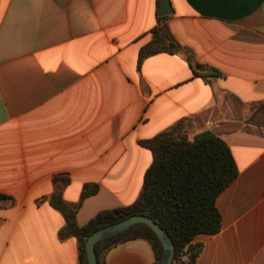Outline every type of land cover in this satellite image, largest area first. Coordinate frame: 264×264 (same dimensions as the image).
I'll use <instances>...</instances> for the list:
<instances>
[{"label": "crops", "instance_id": "0c3cea01", "mask_svg": "<svg viewBox=\"0 0 264 264\" xmlns=\"http://www.w3.org/2000/svg\"><path fill=\"white\" fill-rule=\"evenodd\" d=\"M157 1L0 0V264H79L51 194L79 204L78 226L131 204L152 160L139 141L183 118L190 137L219 136L238 169L215 200L220 230L193 239L196 264H264V133L249 128L264 117V0H170L166 24L220 72L210 83L179 54L137 67ZM86 184L98 189L81 200ZM152 262L141 239L103 257Z\"/></svg>", "mask_w": 264, "mask_h": 264}, {"label": "trees", "instance_id": "16d2710c", "mask_svg": "<svg viewBox=\"0 0 264 264\" xmlns=\"http://www.w3.org/2000/svg\"><path fill=\"white\" fill-rule=\"evenodd\" d=\"M167 18L156 14L150 39L139 49L137 67L154 54H179L186 59L195 76L210 83L220 72L199 63L192 51L178 43L166 24ZM186 126L187 119L183 118L153 137L139 141L150 151L152 160L144 174L140 193L127 206L98 212L85 225L78 226L75 214L79 204L66 202L61 188L54 190L49 202L65 220L58 236L60 239L76 237L79 264H88L85 244L93 232L134 214L150 217L169 235L174 247L172 264H196L202 244L194 243L193 239L197 234H215L220 230L221 215L215 200L237 177L238 169L228 145L219 136L204 130L190 137ZM61 181L65 183L67 179ZM97 189L95 184L84 185L81 200L95 194ZM1 198L5 195L0 194ZM135 239L147 241L153 252L152 264H160L162 245L144 223H136L98 240L94 246L97 264H103L104 254L111 247Z\"/></svg>", "mask_w": 264, "mask_h": 264}, {"label": "water", "instance_id": "95a60500", "mask_svg": "<svg viewBox=\"0 0 264 264\" xmlns=\"http://www.w3.org/2000/svg\"><path fill=\"white\" fill-rule=\"evenodd\" d=\"M172 6L170 0H158L157 14L159 16H169L172 14ZM136 223H144L149 226L162 245V257L160 264H172L174 247L171 238L161 226L153 219L146 215L134 214L120 221L104 226L93 232L86 240L85 253L88 264H97L94 246L95 243L103 238L119 233Z\"/></svg>", "mask_w": 264, "mask_h": 264}, {"label": "rangeland", "instance_id": "374dc122", "mask_svg": "<svg viewBox=\"0 0 264 264\" xmlns=\"http://www.w3.org/2000/svg\"><path fill=\"white\" fill-rule=\"evenodd\" d=\"M236 105L238 106V104L236 103ZM254 108V107H253ZM250 111V110H252V108H249V107H247V106H241V113H243L241 116H242V118H244V117H247V112L248 111ZM246 114V115H245ZM254 124H250L249 126V128L251 129V130H256V131H258V132H262V133H264V117H259V116H257V123H255V121L253 122ZM246 128H247V125H246Z\"/></svg>", "mask_w": 264, "mask_h": 264}]
</instances>
